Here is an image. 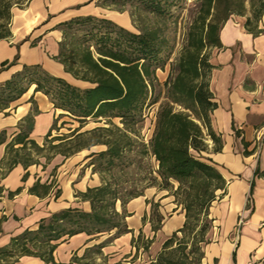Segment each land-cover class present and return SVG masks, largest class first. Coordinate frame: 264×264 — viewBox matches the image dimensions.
I'll use <instances>...</instances> for the list:
<instances>
[{
    "label": "trees",
    "instance_id": "16d2710c",
    "mask_svg": "<svg viewBox=\"0 0 264 264\" xmlns=\"http://www.w3.org/2000/svg\"><path fill=\"white\" fill-rule=\"evenodd\" d=\"M200 1L198 20L191 26L186 44L170 63L169 75L159 91H156L160 87L156 70L163 69L170 58L169 39L159 35L156 29L134 33L107 18L93 15L79 16L60 23L65 26L64 39L59 41V51L53 56L63 66L64 72L75 80L87 83V86L82 87L52 75L40 64H24L20 71L0 84V109L19 99L34 86V91L45 94L54 108L63 111L60 117L67 116L78 123L66 135L48 138L51 136L49 132L43 146H39L29 138L34 121L29 114L20 123V132L7 144L11 166L18 161L24 166L34 161L21 157L19 150H30L32 147L37 154H41L46 142L51 143L53 154L64 156L71 155V149L77 152L96 144L106 146L104 150L87 156L91 157L88 166L92 167L93 173L99 174L101 184L87 187L85 192H76V196L89 202L90 210L67 208L41 219L36 229H25L12 237L8 246L0 248V260L10 262L28 255L51 264H83L82 259L92 249L101 254V248L108 240L95 244L81 257L73 256L69 263L54 261L53 252L57 241L82 232L90 236L113 229H116V234L129 232L125 221V204L140 194L130 192L120 195L118 182H111L103 174L109 173L110 177H114L112 169L130 164L133 159H126L133 154L139 159L146 155L154 157L156 172L160 177L159 187L172 193L185 215L183 226L164 241L153 264H201L203 246L209 243L205 235L212 223L209 209L212 202L226 191L223 175L209 158L202 155L209 150L205 140L207 136L214 143L212 151H220L223 145L221 134H217L211 125V114L217 102L210 90V75L214 66L209 61L206 48L222 47L219 30L231 14H241L245 0ZM250 1L253 4L255 0ZM140 2L155 14L164 10L163 0ZM257 2L254 21L247 19L244 25L253 35L264 32L256 29V22L264 13V0ZM8 8L9 4H3L0 0V15L6 12L7 19L10 18ZM70 29H76V32H68ZM10 36L8 30L0 32V39ZM67 38L72 42L70 51L64 50ZM17 59L18 54L11 61H3L0 70L14 64ZM30 102L35 104L33 97ZM154 104H157V110L153 131L145 143L140 136V127L144 121L145 108ZM33 111L37 112L35 105ZM89 121L104 124L81 131ZM56 124L57 120L53 129ZM235 134L239 135V131L236 130ZM56 140L63 141L60 143L68 141L66 145L72 143V148L61 149L65 144H53ZM15 143L22 144V147L14 148ZM242 143L244 155L252 153L254 149L247 150L249 143L244 140ZM254 175L264 178V170L256 168ZM26 176L24 174L22 178ZM173 181L177 183L176 187ZM49 187L50 184L37 181L29 188V192L41 195ZM20 190L18 188L15 192ZM217 191L222 193L218 196ZM11 194L13 192H9ZM58 194L59 190L55 197ZM117 201L121 203L122 212L115 209ZM153 218L152 230L156 231L160 228L163 216L154 210ZM188 236L191 237L190 244ZM139 240L141 234L131 240L136 250ZM150 242L147 240L143 243V250L148 249ZM174 243L176 246H173Z\"/></svg>",
    "mask_w": 264,
    "mask_h": 264
},
{
    "label": "crops",
    "instance_id": "0c3cea01",
    "mask_svg": "<svg viewBox=\"0 0 264 264\" xmlns=\"http://www.w3.org/2000/svg\"><path fill=\"white\" fill-rule=\"evenodd\" d=\"M76 4L75 0H30L26 8L12 9L11 36L0 39V66L3 61H11L17 52L19 57L14 64L0 70V84L20 71L24 64H40L52 75L86 86L82 81L77 84L78 80L64 72L63 66L53 59L58 53L61 36L56 26L72 17L90 13L88 5L72 9ZM260 26L264 28V18ZM219 39L222 47L216 48L210 60L214 66L210 90L217 102L211 114V125L217 134H221L223 145L218 152L210 149L202 155L221 172L226 180V191L216 207H210L209 217L214 224L212 233L215 238L204 246L201 263L264 264V178L254 175L256 168L264 170V32L253 35L240 21L229 18L219 30ZM32 41L35 42L33 46ZM31 97L37 112L33 111ZM62 112L54 108L45 94L34 91V86L0 109V248L8 246L11 238L25 229H36L38 222L52 213L67 208L90 210L89 202L76 196V192H85L87 187L101 184L91 166L83 167L91 159L86 156L104 150L105 145L96 144L69 156L55 153L48 159L40 154L26 166L20 161L11 166L7 144L20 132L23 119L29 114L33 116L29 138L43 146ZM236 130L239 135L235 134ZM242 140L249 143L247 150L254 149L249 155L243 153ZM20 147L22 144H14V148ZM24 174H27L25 179L22 178ZM37 181L50 184L46 193L29 192ZM173 184L176 187L175 181ZM18 188L21 190L15 192ZM57 190L59 194L55 197ZM9 192L13 194L9 195ZM249 196L251 207L247 206ZM148 201H158L160 205L155 211L164 217L156 231L152 230L154 210L150 212ZM115 209L122 212L120 201L115 203ZM125 210L129 232L116 234L113 229L95 236L82 232L63 237L57 241L54 261L69 263L73 256L81 257L95 244L108 240L101 248L102 257H115L122 249L125 255H129V260L123 262L126 259L123 258L121 264H153L164 241L185 221L184 210L176 204L174 196L156 187H147L141 195L130 199ZM139 234L141 240H151L146 251L141 246L136 250L131 244L132 238L136 239ZM133 256L134 260H131ZM103 261L105 264V258ZM118 261L116 258L108 264H117ZM0 264L51 263L23 255L15 261L0 260Z\"/></svg>",
    "mask_w": 264,
    "mask_h": 264
},
{
    "label": "rangeland",
    "instance_id": "374dc122",
    "mask_svg": "<svg viewBox=\"0 0 264 264\" xmlns=\"http://www.w3.org/2000/svg\"><path fill=\"white\" fill-rule=\"evenodd\" d=\"M1 1L3 4H9L8 13L10 16V18L7 19L6 12L3 15H0V32L3 33L5 30L10 31L11 20H12V9L26 8L30 0H1ZM75 1H77L78 4L72 7V9L74 8V10L80 9L83 6L88 5L90 6L91 10H90V13L87 15H93L98 18H107L111 20L112 22H114L115 24L121 27H124L125 29L131 32H134V33H140L147 29H156L159 32V35H162L169 39L168 52L170 54L168 52L166 53L170 55V58L166 62L163 69L156 70V77L160 83V87H157L156 91H159L163 88V82L167 79L169 72H170V63L174 60L175 57L178 56L183 45L186 44L188 32L191 26L198 20V16H199L198 12L200 10V2H201L200 0H163V3H162V6L164 8L163 12L155 14L154 12L150 11L148 7H146L145 5H141L140 0H75ZM257 5H258L257 0H255L253 4H252V1L245 0L244 5L242 7L241 14L233 13L229 16V18H234L240 21V23L244 27L247 19H249L251 22L254 21L255 12L258 8ZM81 16H86V15H81ZM75 17H79V16H75ZM75 17H72V18H75ZM262 18H264V13H262V15L260 16V19L256 22L257 30L258 29L264 30V28L260 26V21H262ZM70 19H67V20H70ZM60 23L56 26V29L59 30L61 34L60 41H62L64 39L63 30L65 26L61 25ZM1 24H4V27H1ZM68 32L75 33L76 29H70ZM78 33H80L79 30H78ZM31 43H32V46L35 45L34 41H32ZM66 44L67 45L64 46V50L70 51L72 48V45H71L72 42L70 38L66 39ZM215 50H216L215 47L206 48V51L209 54V61L212 59V56ZM58 51H59V42H58ZM16 54H18V57H19V53L17 52ZM26 65H31V64H26ZM76 83L81 84L79 83V80ZM83 84L86 86L88 85L85 82L82 83V85ZM156 110H157V104L148 106L144 110V121L142 123V126L140 127V136L143 142L145 143H147L149 138L151 137L153 126H154V116H155ZM113 121L116 124H119L121 126V124L118 122L117 119H114ZM103 124L104 123H95L93 121H89V123L86 124L81 129V131L91 129L95 126L103 125ZM77 126H78V123L76 121H73L69 117L58 116L57 124H56V127L54 128L53 133L51 134V137L57 136V135L69 134L70 132L69 129L75 128ZM205 140L208 146L211 145V147H209L208 149L209 150L212 149V146L214 145L212 139L207 136ZM44 142H45V139H44ZM60 142H63V141L56 140L53 142V144H65L61 146V149H64V150L72 148V145H73L72 143L66 145L68 141L64 143H60ZM70 152H71V155H73L77 153L78 151L75 152V150L71 149ZM18 153L20 154L21 157H24V158L27 157L33 160H35V158L40 155V154H37L35 152V149L32 147H30V150H24V149L19 150ZM53 153H54V150L51 149V143L46 142L45 149L41 153V155L45 157H50ZM152 157L153 156L151 155H146L144 156V158L139 159V157H135L132 154V156L129 159H126V160L133 159V161L130 164L126 166L123 165V167L122 165H119L112 169V173L114 177H110L109 173H104L103 176L105 178H109L111 182H115V181L118 182L120 195H127L130 192L133 194L141 195L147 187H156L160 190H167V189H162L159 187L160 177L158 176L156 172V169H157L155 167L156 162L153 160ZM137 160H139V162ZM86 166L88 167V164H85L83 169H85ZM96 174L99 177V174L98 173ZM167 191L169 192L170 195H172V193H170L169 190ZM221 193H222L221 191L216 192L218 196ZM218 199L219 198H216V200L212 202V205L214 207H216V205L218 204ZM174 201H175V197H174ZM148 205H149V210L151 212L152 209L157 210L160 203L158 201L156 202L148 201ZM247 206L251 207V196L247 198ZM213 227H214V224L212 222L211 228L207 230L206 235H205L209 243L213 241L215 238V235H213L212 233L214 231ZM178 236H181V234H178ZM145 241H146L145 239L139 240L137 244L142 247ZM187 241H189L188 244H190L191 242L190 236H188ZM173 246H176V244L174 243ZM124 251L125 250L121 249L120 251H118L119 254L115 257H112V256L102 257V254H98L97 250L92 249V251L88 252L86 257L82 259L81 263L83 264H103L104 262L103 258H105V262H106L105 264H108L109 261L113 262L114 259L119 258V261L117 264H121L120 261H122L123 258H126L125 260H123V262H127L129 260L127 259L129 255L128 254L125 255V253H123ZM136 254L134 256H136ZM134 256L131 258V260H134ZM99 257L101 258L100 261L98 259Z\"/></svg>",
    "mask_w": 264,
    "mask_h": 264
}]
</instances>
